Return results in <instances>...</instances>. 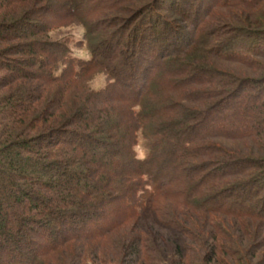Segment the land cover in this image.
Listing matches in <instances>:
<instances>
[{
  "label": "trees",
  "instance_id": "16d2710c",
  "mask_svg": "<svg viewBox=\"0 0 264 264\" xmlns=\"http://www.w3.org/2000/svg\"><path fill=\"white\" fill-rule=\"evenodd\" d=\"M168 2L0 0V264H264V0Z\"/></svg>",
  "mask_w": 264,
  "mask_h": 264
},
{
  "label": "rangeland",
  "instance_id": "374dc122",
  "mask_svg": "<svg viewBox=\"0 0 264 264\" xmlns=\"http://www.w3.org/2000/svg\"><path fill=\"white\" fill-rule=\"evenodd\" d=\"M169 0H158L161 9V14L167 18L168 20H172L175 24L179 25L178 27H180V29L185 30V35H179V42L182 40H185L187 38V36L191 35L192 32L194 31V24H192L191 20L189 18H187L186 21V17H180L178 18V12L173 11V8H175V5L172 4L171 2H168ZM190 3H192V6L195 5V3L197 4L196 0H189ZM202 1V3L200 5H198V10L200 12L199 16V24L197 26L196 29L200 30L203 26V24H201L203 21V17H204V13H205V8L207 4H210L209 1L211 0H200V2ZM122 4V3H121ZM187 4V3H186ZM176 11L177 8L175 9ZM193 11V10H192ZM180 12V11H179ZM34 17L32 18L34 21L36 20H41L42 18V13H38L35 12V14H33ZM48 16H52L51 13H49ZM50 18V17H49ZM48 18V19H49ZM193 19V18H192ZM198 18H195V20H197ZM208 23L211 21V19L206 20ZM213 21V20H212ZM56 25V18H50V23H53ZM220 21H215V26L216 25H221L219 24ZM254 27V29L256 28V26H250V29H252ZM219 32L222 35H226L228 34V30H225L224 27L219 28ZM49 35L52 39H64L66 41H68V46L70 47L72 54L76 57H79L81 59H88L90 58V53L87 49V45L83 40V32L81 30V27L79 25L76 24H68L62 27H54L53 29H51V31L49 32ZM185 38V39H184ZM241 39V38H240ZM242 40V39H241ZM244 41V40H243ZM179 43H177L178 46ZM227 65V64H226ZM90 86L93 89H100L102 87H104L107 84V79L106 77L102 74V73H95L92 78L88 81ZM143 142L141 139L138 140L137 144L134 147L135 153L137 155V157L142 158L144 156L145 150H143Z\"/></svg>",
  "mask_w": 264,
  "mask_h": 264
}]
</instances>
